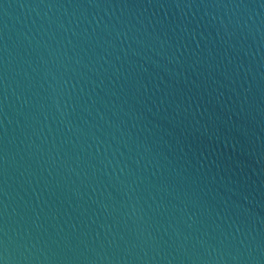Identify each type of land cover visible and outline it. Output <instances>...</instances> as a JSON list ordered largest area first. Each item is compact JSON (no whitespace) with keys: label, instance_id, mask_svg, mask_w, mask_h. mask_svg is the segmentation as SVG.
Wrapping results in <instances>:
<instances>
[{"label":"water","instance_id":"water-1","mask_svg":"<svg viewBox=\"0 0 264 264\" xmlns=\"http://www.w3.org/2000/svg\"><path fill=\"white\" fill-rule=\"evenodd\" d=\"M0 264H264V0H0Z\"/></svg>","mask_w":264,"mask_h":264}]
</instances>
